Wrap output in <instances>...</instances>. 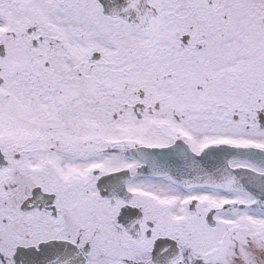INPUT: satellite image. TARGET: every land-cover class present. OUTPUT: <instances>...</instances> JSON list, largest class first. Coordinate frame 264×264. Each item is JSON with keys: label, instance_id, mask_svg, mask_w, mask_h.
<instances>
[{"label": "snow or ice", "instance_id": "6c2138e0", "mask_svg": "<svg viewBox=\"0 0 264 264\" xmlns=\"http://www.w3.org/2000/svg\"><path fill=\"white\" fill-rule=\"evenodd\" d=\"M0 264H264V0H0Z\"/></svg>", "mask_w": 264, "mask_h": 264}]
</instances>
